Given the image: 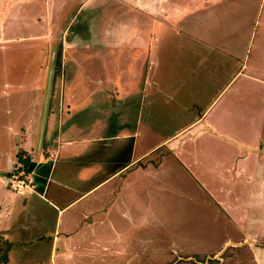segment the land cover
Instances as JSON below:
<instances>
[{"label": "crops", "instance_id": "0c3cea01", "mask_svg": "<svg viewBox=\"0 0 264 264\" xmlns=\"http://www.w3.org/2000/svg\"><path fill=\"white\" fill-rule=\"evenodd\" d=\"M121 1L114 8L120 13L111 15L114 17L111 22L109 18H104L101 22L103 24L106 21L107 24H103L101 30L96 27L98 22L93 21L90 45L92 52L91 55L88 53L92 57L93 70L98 74L93 75L97 87L91 91V108L95 112L102 110L108 114L107 122L95 120L91 122L90 128L85 129V133L81 126H68L58 130L56 128L63 115L60 112L62 108L56 107L54 101L62 94H53L52 99L48 95V99L45 98L47 116L45 115L44 133L36 151L28 153L27 150L33 144L29 131L35 122L27 118H22L20 120L23 121L19 122L20 110L9 111L2 108L0 118L6 114L9 116L8 119H0V126L13 132L23 131L15 137L18 147L25 149L20 152L17 148L14 149L10 161L21 164L23 160L35 161L33 171L37 184L33 181L31 188L16 192L6 186L7 174L11 170L0 171V251L5 252V259L0 264L12 263L8 253L13 244L31 246V243L38 242L42 247L48 244L51 254L64 259L71 254L81 258L89 257L86 252L90 248L106 251L107 248L100 245L99 240L94 237L91 227L93 222L109 223L112 228L122 221L128 227L147 226L151 218L146 203L148 197L167 192L169 188L178 191L179 186H175L178 181L172 185L170 171L179 170L188 176V164L193 152L188 149V153L184 155L186 150L182 145L194 142L198 134L205 135L209 143L221 151L216 156L220 161L215 162L214 166L218 164L221 172H226L229 176L232 174L233 178L240 176L239 164L251 156L252 152L264 153V37L257 43H263V48L259 50L256 46L250 55L258 29L255 26L256 19L254 26L253 20L249 24L248 11L243 1ZM24 4H29L35 10L27 14L19 11ZM222 4L223 7L233 5L234 9L231 11L235 10L237 16L231 37L226 36L229 34V27L212 26L213 16ZM47 5L48 0H0L1 102L9 97H29L35 94V74L30 77L32 61L25 58L20 60L15 56L20 47L26 52L36 47L41 50L57 43L56 48L60 47L61 51L70 49L71 45L73 49L79 46L88 49V43L71 41L67 31L61 32L63 26L60 19L57 17L54 20L56 15L51 17V10L47 12ZM43 8L48 14H44ZM98 8V17H101L105 11ZM31 22L37 26L40 23L46 24L48 28L44 32L32 29L34 25ZM25 27L28 29L25 30ZM253 33L254 40L250 45ZM262 33L264 34V27ZM179 34L188 36L189 38L181 36L187 42L178 43ZM165 40L167 43L176 40L182 51L196 49L201 53L202 58L198 64L191 53H188L182 63L183 71L190 76L185 80L174 79L176 85L181 81L189 86L190 91L185 95L188 96L187 99L180 100L172 93L165 96L161 91V76L157 74L160 64L158 51L166 44ZM123 56L126 62L122 65ZM198 66H202V69L197 81L202 84H195L197 81L194 80L193 72ZM20 67L22 70H19ZM249 80L252 81L251 90L254 89L252 99L244 95V90L247 91L250 85ZM234 84L239 92L232 100L231 107L230 104L228 106L238 124L253 125L254 143L240 142L219 131L216 125L228 120L224 115L209 117L216 102ZM209 88L216 89L217 94L203 107L201 98ZM78 94L81 93H77V98L84 97ZM67 97L65 94V100ZM79 110L82 111L78 109L77 112H81ZM178 120L183 121L176 123ZM3 123L7 126L3 127ZM79 132L84 134L73 139ZM146 135L152 136L154 141L143 147L141 143ZM73 158L79 160L76 165ZM170 159L174 161L170 162ZM150 164L154 169L163 165L164 173L148 179ZM198 186L200 187L199 184ZM33 194L36 196L34 201L42 203L39 208L42 215L39 218L36 214V224H32L36 232H30L24 222L23 225H18V238L14 239L12 226L16 222L15 217L19 218L15 214L19 210L20 213L25 210ZM85 198L86 203L82 201ZM48 212L54 213V221L48 220ZM25 218H29L28 215ZM227 218L238 226L228 215ZM238 229L242 237L236 241L226 240L216 250L218 255L229 246L247 247L254 254L258 246L253 243L264 241L262 230L260 231L263 233L259 234L262 238L258 240ZM20 230L25 236H21ZM114 233L120 235V240H117L122 243L121 227L114 229ZM247 242L252 245H247ZM117 248H121L124 253L126 248L131 250L129 247L125 250L123 244L116 246ZM262 248L264 249V245ZM92 256L95 257V253Z\"/></svg>", "mask_w": 264, "mask_h": 264}, {"label": "rangeland", "instance_id": "374dc122", "mask_svg": "<svg viewBox=\"0 0 264 264\" xmlns=\"http://www.w3.org/2000/svg\"><path fill=\"white\" fill-rule=\"evenodd\" d=\"M48 1L47 12L51 10V17L56 15L54 20L57 17L60 19L63 26L61 32L67 31V36L71 41L79 40L81 44L88 43V49L82 48L83 46L73 49L71 45L70 49L61 51L60 47L56 48L58 46L56 43V45L45 46L41 50L36 47L34 50H27L26 52L23 51V47H20L19 51L15 53V56L20 60L25 58L32 61L30 63V71H32L30 77H32L33 73L35 74V94L29 97L22 95L17 98L9 97L3 102L0 100V114L3 107L9 111L20 110L19 122L23 121L20 120L22 118L35 122V125L29 131V138L33 144L27 150L28 153L36 151L38 142L42 138V133H44L45 115L47 116L45 98L47 100L48 95H51L50 99H52L53 94L55 95L58 92L62 94L61 97L57 96L54 101L56 107L62 108L60 112L63 115L62 121H59V127L56 128L58 130L68 126L78 128L81 126L80 128L85 133V129L91 127V122L99 120L101 123L108 120V114L102 110L95 112L91 108V91L92 88L97 87L93 75L98 76V74L93 70L90 45L94 27L93 21L98 22L96 27L101 30L102 25L107 24L106 21L102 24L101 21L104 18H109L111 22L114 19L111 15L115 16L116 13H120L118 10L115 11L114 8L116 4L122 1ZM240 1H243V5L248 11L249 24L250 20H253L254 26L256 19L257 36L254 40L253 33V38L250 41V45H252L254 40L250 54L252 55V51H254L256 46L259 50L263 48V43L258 45L257 43L264 37L262 33L264 27V0H238V2ZM98 7H100L101 11H105L101 17H98L100 16ZM233 7V5L228 4L223 7L222 4V7L217 9L213 16L212 26L215 28L229 27V34H226L228 37L233 36L231 34L232 26L237 20V16L234 13L235 10L231 11L234 9ZM32 10L34 11L35 9L30 8L29 4H24L19 9L25 14ZM43 10L45 12V8ZM25 19L28 20V18ZM31 24L34 25L32 29H39V31L43 32L48 28L46 24L42 23H40L42 27L37 26L33 22ZM24 29L27 30L28 28L25 27ZM181 36L189 38L186 35L179 34L178 43L187 42ZM174 38L176 39V36ZM165 41L166 44H163L162 49L158 51L160 64L157 67L158 72L156 70L157 74L161 76V91L165 96H168V93H172L180 100L187 99L188 96L185 95L190 91L189 86L186 83H181V81L176 85L175 80H185L190 76V74H185L186 71H183L182 59L187 57L188 53H191V57L198 64L202 58L201 53H198L196 49L195 51H182L176 40L169 43H167V40ZM40 43L44 44L43 41ZM78 50H80L79 53H75ZM125 62L126 58L123 56L121 64L123 65ZM201 69L202 66H198L193 72L194 80L196 79L197 81L201 77ZM19 70H22L21 67ZM1 80L0 77V86L2 85ZM197 83L202 84L199 81L195 82V84ZM248 84L250 85H248L247 91L244 90V95L252 99L254 91V89L251 90L252 81L249 80ZM237 92H239L237 85H232L226 95H223L213 106L209 117H216L218 114L224 115L228 120L216 125L219 131L227 133L240 142L254 143L252 134L255 129L253 125H248V123L238 124L239 122L236 121L233 111L228 106L230 104L231 107L232 100L237 96ZM77 93H81L78 95H83L84 97L77 98ZM65 94L68 96L67 100H65ZM216 94V89L209 88V90H206L201 98L203 101L202 106H207ZM78 109H82V111L79 110L81 112H77ZM8 116L9 114H6L0 119H8ZM182 121L178 120L176 123ZM2 126L6 127L7 124L3 123ZM22 132L19 130H14L13 132L0 126V171L10 169L12 173L16 167L28 169V166L26 168L24 163L10 161L14 149L17 148L19 152L25 149L24 147H18L17 138L15 137L16 134L21 135ZM80 133L75 135L73 139L80 138L84 134ZM146 136L142 139L141 144L143 147L154 141L152 136ZM182 146L186 150L184 155L188 153V149L193 152L191 153L192 160L188 164L189 174L186 176L185 172L179 170L170 171V175L173 177L171 178L172 185L175 181L179 182V184L178 182L175 183L176 187L179 186L178 191L175 192V190L169 188L167 192L152 194L148 197L146 203L149 206L148 215L151 214V218L147 226L132 225L128 227L124 226L122 221L121 223L117 222L112 228L109 223H103L102 221L93 222L91 227L94 231V237L107 250H90V248L86 252L89 257L84 256L82 258L76 257V254H71L65 259L57 255L54 256V254L50 253L48 244L46 247H42V244L39 246L38 242L31 243V246L13 244L8 253V255H11V264H264V249L262 248L264 241L253 243L258 246L254 254L247 247L233 246L227 247L226 250L224 249L225 251L220 255L216 252L226 240L236 241L242 237L238 228L258 240L262 238L259 234L264 231V153L259 151L252 152L251 156L249 155L240 162V176L233 178L232 174L229 176L226 175V172H221L218 169V164L214 166L215 162L220 161L216 156L221 151L209 143L205 135L198 134L194 142H187ZM72 161L76 165L79 160L73 158ZM171 161L174 160L170 159ZM148 169V179L164 173L163 165H160L158 169H154L150 164ZM28 172L27 177L32 180V186L33 181L37 184V177L34 171L28 170ZM35 197V194L31 196V203L28 201L23 212L20 213L19 210L15 214V216L19 215V218L15 217L16 222H14V217L12 218L14 222L12 226L14 239L18 238V225H23L24 222L30 232H36L32 224L33 222L36 224V214L39 218L42 215L39 211L42 203L34 201ZM82 201L86 203V198ZM27 215L29 218H25ZM227 215L238 225L237 227L228 220ZM47 216L48 220L54 221V213L48 212ZM119 226L122 231V243L118 241L120 240V235H115L114 233V229H119ZM87 229L91 231L90 228ZM123 230L125 231L123 232ZM20 233L21 236H25L23 231L21 232L20 230ZM128 238H130V241H128ZM122 244L124 249L129 247L131 250L129 251L126 248L127 250L125 249L126 252L124 253L121 248L116 249V246ZM247 245L251 246L252 244L247 242ZM4 253L0 251V262L5 259ZM92 253H95V257L92 256ZM38 256L40 257L39 259L33 258Z\"/></svg>", "mask_w": 264, "mask_h": 264}, {"label": "built area", "instance_id": "2783aa9c", "mask_svg": "<svg viewBox=\"0 0 264 264\" xmlns=\"http://www.w3.org/2000/svg\"><path fill=\"white\" fill-rule=\"evenodd\" d=\"M25 158V156H24ZM32 158V156L30 157ZM12 173H10L7 178V186L8 188L16 191V192H23L24 189L28 187H32V180H29L27 177L28 169L25 170L20 167H16Z\"/></svg>", "mask_w": 264, "mask_h": 264}, {"label": "water", "instance_id": "95a60500", "mask_svg": "<svg viewBox=\"0 0 264 264\" xmlns=\"http://www.w3.org/2000/svg\"><path fill=\"white\" fill-rule=\"evenodd\" d=\"M36 162L35 161H30L28 164V170L33 171L35 167ZM224 250V249H223ZM223 250L220 252V254L223 252Z\"/></svg>", "mask_w": 264, "mask_h": 264}, {"label": "trees", "instance_id": "16d2710c", "mask_svg": "<svg viewBox=\"0 0 264 264\" xmlns=\"http://www.w3.org/2000/svg\"><path fill=\"white\" fill-rule=\"evenodd\" d=\"M19 159H21V158H19ZM23 160V159H22ZM23 163L26 165V168H27V166H28V164H29V161L28 160H23Z\"/></svg>", "mask_w": 264, "mask_h": 264}]
</instances>
